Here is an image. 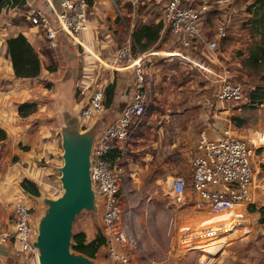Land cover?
I'll list each match as a JSON object with an SVG mask.
<instances>
[{
  "label": "built area",
  "instance_id": "obj_1",
  "mask_svg": "<svg viewBox=\"0 0 264 264\" xmlns=\"http://www.w3.org/2000/svg\"><path fill=\"white\" fill-rule=\"evenodd\" d=\"M42 1L43 4H38L35 0H24L22 5L18 3L7 6V11L11 10L12 17L25 14L31 26L41 28L49 48L58 47V37L63 32L89 52L84 56L82 75L76 79V85L84 93L90 85V62L86 61V57L96 55L83 40V34L90 29L89 0ZM229 2L230 0H193L185 4L183 0H167L163 7L165 29L180 43L182 49H188L201 38L202 28L211 13L213 3L222 6ZM132 4L136 7L137 0H133ZM116 8L117 13L123 15L118 4ZM227 34L228 22L218 21L212 39L206 41L207 49L211 52L217 50L221 39ZM148 56L147 51L134 50L133 31L116 47L113 66H130L133 69L135 78L132 94L114 120L95 135L91 152V177L96 194L95 204L101 211L104 246L109 258L119 264L143 263L131 258L124 250L130 243V236L126 224L123 223L120 177L110 154L115 149L118 150V156L129 152L136 129L142 124L143 116L153 103L154 74ZM93 57L101 62L98 56ZM212 75L210 79L216 85V93L209 107L212 109L214 121L208 122L204 119L205 125L198 132L191 155L192 181L189 185L182 176L171 175L167 180L168 189L175 202L185 206V213L190 214L188 217L202 213L216 216L229 212L227 227L242 228L244 232H249L254 220L247 208L258 203L255 197L260 188L256 178L255 158L259 148L264 147V131L238 134L230 120L227 121L229 125L220 121L223 110L245 101L247 90L243 82L234 79L232 70L226 65ZM104 100V89L94 88L81 109V117L86 119L99 113L104 109ZM262 180L264 183V177ZM62 192L60 183L50 188L46 196L56 198ZM33 208L27 196H19L14 201V230L0 228V264H15L12 259L7 258L10 244L12 254L22 257V264H39L38 251L33 244L38 224ZM211 223L202 225L195 233L190 226H185V231L179 238L183 244L191 242V245H187L188 249L201 250L198 255L200 264H213L214 252L199 249V243L195 242L216 236L218 230L227 225ZM176 249L179 254V249Z\"/></svg>",
  "mask_w": 264,
  "mask_h": 264
},
{
  "label": "crops",
  "instance_id": "obj_2",
  "mask_svg": "<svg viewBox=\"0 0 264 264\" xmlns=\"http://www.w3.org/2000/svg\"><path fill=\"white\" fill-rule=\"evenodd\" d=\"M35 1L38 4H43L42 0ZM111 1L115 5H122L128 2L133 6V0ZM109 4L110 0L93 1L90 6V9H92L91 14L95 13L96 15L90 19L89 30L96 28L97 23H99L98 16L105 19L108 14L112 15L107 10ZM131 15L132 20H134L137 13L132 12ZM17 17L19 18L14 20ZM151 19L159 22L163 19V16H152ZM18 32H23L27 35L41 56L43 68L37 77H18L14 72L6 40ZM212 37L213 35L207 38L202 34L198 40V47L188 51L189 49L184 50L175 47L172 36L165 29V25H163L159 46L147 50L151 70L154 74L153 104L160 106L155 107L149 117L166 116V118L164 117L165 122L173 119V122L178 124L177 129L181 132L184 139L182 149L187 152L188 156L194 149L200 128L205 125L203 108L205 109V106L208 103L210 104L215 98L216 85L210 79L213 77L212 73L216 70H221V66H228L232 62L230 49L221 48L222 40L216 52L209 56H204L206 41ZM83 40L86 41L85 43L92 48L98 57L95 56L101 61L99 62L94 58V55L90 56V58L86 57V61L90 62L88 83L95 87V82L99 80L95 88L104 89L105 92L104 109L95 114L94 119L88 125L81 122L83 120L80 115L82 108L79 111L80 104L75 97L78 61H81V67L85 62V59L81 58L82 52L80 48L82 47L77 42H72L66 36L61 35L59 36L58 47L51 49L46 45L42 30L31 26L29 21L21 15L12 17L11 10L9 12L5 9L0 11V228L14 230L13 204L19 196H27L32 202L37 203L36 207H34L36 214V209L42 208L46 192L61 183L58 168L63 164L62 121L76 122L80 131L93 129L97 134L103 127L114 120L131 98L132 85L135 78L132 67L113 66L112 59L115 49L107 50L108 53H111L109 56L102 55L101 49H105V46L109 47V42L102 41L101 47L96 48V50L89 34H86V32L83 35ZM104 62L108 64H104ZM49 64L54 65L55 69L49 70L47 68ZM181 73L184 74L183 77H181ZM179 77L182 78L181 84L174 81V79ZM199 78H202L201 81L205 80L206 83L199 82ZM113 82L115 83L114 89L110 90L109 86ZM203 84L204 87L202 88L201 85ZM177 85L178 87L175 89ZM182 85L194 87L195 91L196 88L203 90L208 87L212 96L211 101L202 103L203 99L197 96L192 97L191 94L190 96H183V93L185 94V91H188L189 88H183L184 86L182 87ZM56 98H59V103L58 101L56 102ZM27 101L36 102L37 109L32 113L22 115L19 112V105ZM201 103L202 109L200 107ZM180 105L185 107L184 110L179 109ZM52 106L53 108H51ZM195 107L198 108V111L192 116L190 113L195 110ZM163 108L166 110L171 109V112H167L169 114L166 115V110L164 111ZM229 111L230 108L223 110V113L227 114ZM211 112L212 109L207 108L206 114ZM57 113L61 116V123L56 119ZM175 115H180L184 119L175 118ZM163 125L165 123L157 127L154 126L157 128V133L161 136L166 134ZM151 126L152 124L149 121L142 124L146 131ZM141 139V136L137 137L136 140L134 137L129 152L125 155L118 156V152L113 151L110 154L112 162L117 161L121 157L128 159V156L136 151V147L133 144L140 142L139 140ZM160 176L162 175H156V177ZM25 178L37 183L40 191L39 195L26 192L23 189L21 182ZM255 206L257 208L261 207L258 204ZM249 213L253 217L254 223L255 219L261 215L264 216V211L259 209ZM94 219L98 223V227L93 225ZM218 221V215H216L215 217L209 216L202 222L212 224L211 222L216 223ZM261 224V227L258 228V233L264 232V222ZM73 229L74 231H84L87 240L93 239L101 231L99 213L88 210L82 211L76 217ZM103 248L104 245L100 250ZM8 249L7 258L12 259L15 264H22V257L12 254V244L8 245ZM99 252L92 258L96 263L105 264V260L97 258ZM260 253L255 251V247L252 244L248 245L245 242V245L239 251L237 257L239 259H235L232 263L243 264L241 262H245V264H255L257 261L264 260V255ZM228 257L233 258L231 254ZM171 262L169 261V263Z\"/></svg>",
  "mask_w": 264,
  "mask_h": 264
},
{
  "label": "rangeland",
  "instance_id": "obj_3",
  "mask_svg": "<svg viewBox=\"0 0 264 264\" xmlns=\"http://www.w3.org/2000/svg\"><path fill=\"white\" fill-rule=\"evenodd\" d=\"M252 1L253 0H231V2L227 6H223V8L213 3L211 13L207 19L203 32V35L209 38V36L213 35L218 21L229 20V35L221 41V48L230 49L232 62L228 67L232 70L234 74L233 77L243 82L246 89L250 86L259 84L264 85V69L252 71L249 68V64L246 62L249 46L259 41L261 38L258 34L252 37L250 27L245 23L250 16L246 10V6ZM144 2L145 3L141 4V0H138L136 7H133L131 3L125 2L119 5L121 11H123V15H118L116 5L110 0L107 10L112 15L108 14L105 19L98 16L97 19L99 23H97L96 28L86 31V34H89L90 40L93 43V47L95 49L100 48L102 41L109 42V47L105 46V49H101L103 56H109L111 53H108L107 50L116 49L118 45L126 40L130 32L134 30L135 22L139 17L138 13L144 15L147 14L146 12L148 11L154 13L161 12L160 7L162 8L167 0H144ZM212 2H214V0H212ZM89 10V18L91 19L95 17L96 14H91L92 9L89 8ZM132 12L137 13L134 20H132ZM160 15L162 16V13ZM18 18L19 17L14 20ZM80 50L82 52L81 58L84 60L83 54L89 52L84 48H80ZM104 50H106V52H104ZM216 51L217 50L214 52ZM80 62L81 61H78V76H81L83 72ZM182 73L181 77L184 75ZM181 77L174 79V81L181 84ZM201 79L202 78H199V82L205 84V80L201 81ZM98 81L95 82L96 86ZM204 84L201 85L202 88ZM92 87L93 85H89L86 91L81 93L80 88L75 82V97L76 101L80 104L79 111L82 105L89 100L91 92L95 88ZM177 87L178 85L175 89ZM182 87L189 88L188 91H185V94L183 93V96H190V94L192 97L197 96L203 99L202 103H208L212 99L208 87L203 90L196 88V91L194 87H190L189 85H182ZM57 101L59 103V98H56V102ZM202 103L200 104L201 109ZM209 105L208 103L205 109L203 108V119H206L208 122H213L214 117L212 113L206 114L207 108L210 109ZM155 107L160 106L152 103L142 120V124L149 121L153 127H148L149 129L146 131L141 124L136 129L135 140L137 137L139 138V136L142 138L139 140L140 142L136 141L137 143L133 144L136 147V151L131 153L128 159L121 157L113 162L120 177L121 205L124 210L123 223L126 224L130 236V243L128 246L124 247V250L129 253L131 258L143 264H200L198 255L201 253V250L188 249L187 245H191V242L183 244L180 242L179 238L182 232L185 231L183 229L185 226H190L193 233H195L202 228V225L209 224L202 221L210 215L202 213V215L198 214L188 217L187 215L190 214L185 213V206L175 202L172 194H170L167 180L171 178V175L182 176L187 184L190 185L192 181L190 156L192 153L188 156L187 152L183 151L184 139L181 132L177 129L178 124L173 122V119L165 122L166 116H164L165 118L159 115L157 117H149L152 115ZM51 108H53V106ZM184 108L185 107L180 105L179 109L184 110ZM229 108L230 111L227 114H220V121H222L223 124H227V121L230 120L234 125L233 129L238 134L244 135L251 132L264 131V100L252 101L247 95L244 102L231 105ZM163 110L165 111L166 109L163 108ZM197 111L198 108L195 107V110H192L190 114L194 116ZM167 112H171V109L166 110V115L169 114ZM232 116L241 118L243 120V125H236L235 121L231 119ZM174 117L184 119V117H180V115H175ZM56 119L61 123L62 119L59 113L56 114ZM93 119L94 115L81 120V122L88 125ZM164 123L165 125H163V127L166 134L161 136L157 133V128L154 126L157 127ZM257 153L258 156L255 158V168L257 169L256 178L260 191L255 198L258 202L257 204L262 206L264 205V183L262 180L264 177V147L259 148ZM156 175L162 176L156 177ZM35 201L37 200L35 199ZM31 203L36 207V202L31 201ZM249 206L247 210H249ZM44 208L45 205L42 204L41 209H36V222L44 212ZM33 210L35 211V208H33ZM98 212L100 215L101 211L99 210ZM228 216L229 212L218 215L219 221L216 223L227 225L225 228L223 226L222 229H219V233H217L216 236L195 242V244L199 243V245H197L199 246L198 248L214 252L215 258H213V264H233L232 262L235 259H239L237 258L239 251L243 248L245 242L248 245L252 244L255 247V251H259L261 255H264V232L258 233V228H260V225H262L261 223L264 222L263 216L261 215L259 218L255 219V223L254 221L252 222L249 232H244L242 228L230 229V227H227L229 226V223H227ZM93 225L98 227V223L95 219L93 220ZM176 248L179 249V254H177ZM229 254H231L233 258H229ZM97 258L105 260V264H119L109 258L104 248L100 250ZM169 261L172 262L169 263ZM257 262L255 264H264V260ZM241 263L245 264V262Z\"/></svg>",
  "mask_w": 264,
  "mask_h": 264
},
{
  "label": "water",
  "instance_id": "obj_4",
  "mask_svg": "<svg viewBox=\"0 0 264 264\" xmlns=\"http://www.w3.org/2000/svg\"><path fill=\"white\" fill-rule=\"evenodd\" d=\"M95 130L80 131L76 122L62 121L63 164L59 180L63 192L44 197L33 242L39 264H97L92 257L72 249L74 221L84 210L99 213L91 177V152Z\"/></svg>",
  "mask_w": 264,
  "mask_h": 264
},
{
  "label": "trees",
  "instance_id": "obj_5",
  "mask_svg": "<svg viewBox=\"0 0 264 264\" xmlns=\"http://www.w3.org/2000/svg\"><path fill=\"white\" fill-rule=\"evenodd\" d=\"M93 1L94 0H89L90 6L93 4ZM192 1L193 0H189V1L183 0V3L188 4ZM18 3L22 5L24 3V0H0V11H2L3 9L8 10L7 6L15 5ZM143 3H145L144 0L143 1L141 0V4ZM229 3H227L226 5H222L221 7L223 8V6H227ZM163 7L162 8L160 7L161 12L158 13H154L151 11L146 12L147 14L144 15L138 13L139 17L135 22V26L133 30V48L135 51L137 50L147 51L149 49L152 48L154 49L159 46V39L161 37V31L164 25L163 19L159 22H155L151 19V17L159 16L161 13L163 16ZM246 10L250 14V16L247 18L245 23L250 27L251 36L254 37L257 34L261 36L259 41H256L249 46L246 56V62L247 64H249V68L252 71H257L259 69L262 70L264 69V0H253L252 2H249L248 5L246 6ZM21 16H23L27 21H29L25 14ZM226 22H228V30H229V20H227ZM53 23L56 25V22L54 20ZM206 23L207 21L204 23V26L206 25ZM37 29L42 30L41 28H37ZM203 32H204V28H202V34ZM61 35L66 36L65 33L63 32H60L59 36ZM228 35L229 34H227V36ZM66 38L68 37L66 36ZM199 39L200 38H198L195 42L191 44V46L188 48L189 49L188 51H190V49L194 47L195 48L198 47ZM69 40L73 42V40L71 39ZM172 40L174 41L175 47L182 49L180 43L177 40H175L173 37ZM6 42H7V50L11 57L12 66L16 76L29 77V78L39 76L43 68L42 59L41 56L39 55V52L30 42L27 35L23 32H18L17 34L8 37ZM209 52L211 51H209L205 45L204 56L206 55L209 56L210 54L213 53V52L211 53ZM47 68L49 70H53L55 69V66L49 64ZM114 86L115 83L113 82L110 84L109 89L110 90L114 89ZM246 90H247L246 95H248V98L250 100L252 101L264 100V85L259 84L255 86H250L247 87ZM36 109H37L36 102L27 101L19 105V112L22 115H27L29 113H32L33 111H36ZM231 119L235 121L236 125L238 126L243 125V120L238 116H232ZM115 151L118 152L117 149H115ZM21 185L26 192L32 193L34 195L40 194L37 183L34 182L33 180H30L29 178L23 179ZM249 209L250 211H255L257 209H259L260 211H264V205L257 208L255 204H251L249 206ZM263 221H264V216H263ZM104 244H105V237L102 231H100L91 240H87L86 233L84 231H74L72 249L75 250L76 252L84 253L89 257H95L97 252L100 251L101 247Z\"/></svg>",
  "mask_w": 264,
  "mask_h": 264
}]
</instances>
